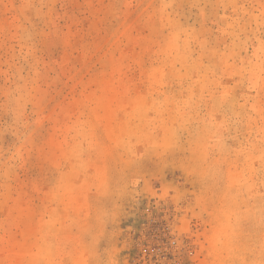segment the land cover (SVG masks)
Listing matches in <instances>:
<instances>
[{
    "label": "rangeland",
    "instance_id": "1",
    "mask_svg": "<svg viewBox=\"0 0 264 264\" xmlns=\"http://www.w3.org/2000/svg\"><path fill=\"white\" fill-rule=\"evenodd\" d=\"M0 264H264V0H0Z\"/></svg>",
    "mask_w": 264,
    "mask_h": 264
}]
</instances>
